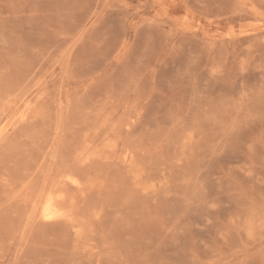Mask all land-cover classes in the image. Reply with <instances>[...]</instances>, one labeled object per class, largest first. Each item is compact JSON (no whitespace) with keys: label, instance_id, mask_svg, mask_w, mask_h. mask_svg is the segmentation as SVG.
<instances>
[{"label":"rangeland","instance_id":"obj_1","mask_svg":"<svg viewBox=\"0 0 264 264\" xmlns=\"http://www.w3.org/2000/svg\"><path fill=\"white\" fill-rule=\"evenodd\" d=\"M0 264H264V0H0Z\"/></svg>","mask_w":264,"mask_h":264},{"label":"bare ground","instance_id":"obj_2","mask_svg":"<svg viewBox=\"0 0 264 264\" xmlns=\"http://www.w3.org/2000/svg\"><path fill=\"white\" fill-rule=\"evenodd\" d=\"M72 182H74V181L72 180ZM53 215H54V211H52V209L50 207H48L44 213V217L47 219V218H51Z\"/></svg>","mask_w":264,"mask_h":264}]
</instances>
